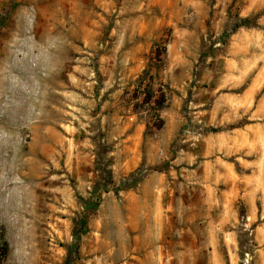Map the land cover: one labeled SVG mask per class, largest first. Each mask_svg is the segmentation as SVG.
<instances>
[{
	"label": "rangeland",
	"instance_id": "1",
	"mask_svg": "<svg viewBox=\"0 0 264 264\" xmlns=\"http://www.w3.org/2000/svg\"><path fill=\"white\" fill-rule=\"evenodd\" d=\"M256 188L264 0H0V264H264Z\"/></svg>",
	"mask_w": 264,
	"mask_h": 264
},
{
	"label": "crops",
	"instance_id": "2",
	"mask_svg": "<svg viewBox=\"0 0 264 264\" xmlns=\"http://www.w3.org/2000/svg\"><path fill=\"white\" fill-rule=\"evenodd\" d=\"M136 132H138V134H139L142 132V129L138 128V129H136ZM125 141H127V140H125ZM129 161L126 163L127 167L130 165ZM159 179L160 178H156L157 183H159V181L161 180V179L160 180ZM155 182L156 181H153V179L148 180L145 183L144 191H146L148 194H152L155 190L153 188ZM147 190H150V191H147ZM142 193H144V192H142ZM250 196L254 197L255 203L251 202V204H249L248 215H249L250 219H252V220H255V218L258 217L261 221V223L257 227H255V229L253 230V234L255 236L256 242H258L259 244H264V189H263V191H261L257 188L255 190L252 189V191L250 192ZM257 202H259V205ZM142 208H143V206H142ZM144 208H145L144 213H149V212L151 214L153 213L152 217L154 219L162 218L164 211L162 209H160V206L146 205V206H144ZM129 209H131V207H129ZM145 218H147V216Z\"/></svg>",
	"mask_w": 264,
	"mask_h": 264
}]
</instances>
